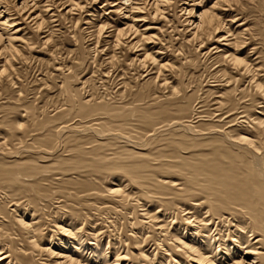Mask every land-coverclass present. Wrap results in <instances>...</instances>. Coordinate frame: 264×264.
<instances>
[{
	"label": "bare ground",
	"instance_id": "obj_1",
	"mask_svg": "<svg viewBox=\"0 0 264 264\" xmlns=\"http://www.w3.org/2000/svg\"><path fill=\"white\" fill-rule=\"evenodd\" d=\"M101 1L0 0V264H83L77 250L95 221L126 248L112 264H264V44L244 52L249 29H233L231 15L242 0L210 8L184 0L186 42L223 66L208 90L190 91L189 83L170 87L165 54L150 47L148 25L167 18L171 1ZM91 5L100 16L110 9L106 20H123L114 29L96 25L94 61L112 28L111 48L130 57L114 53L108 63H126L122 77L136 73V86L125 78L110 99L83 98L59 66L60 104L10 99L2 85L37 50L28 28L43 54L58 46L60 20L79 29ZM50 57L45 63L56 64ZM216 94L214 112L207 100Z\"/></svg>",
	"mask_w": 264,
	"mask_h": 264
},
{
	"label": "rangeland",
	"instance_id": "obj_2",
	"mask_svg": "<svg viewBox=\"0 0 264 264\" xmlns=\"http://www.w3.org/2000/svg\"><path fill=\"white\" fill-rule=\"evenodd\" d=\"M105 1L106 0H102L101 4H99V7L103 6L107 2ZM170 1L171 3L168 6L166 12L167 14L165 15L167 18L160 20L157 19V21L151 20L153 23L148 25L151 26L152 28L149 34L156 36L155 37L156 40H154L153 42L154 45L152 44L150 46L152 49L151 51L154 53H158V51L162 50L164 52L165 55L162 56L164 61L163 63H168L167 65H169V69H170V70L169 69L166 70L167 72L165 73L166 75L164 76V78L167 79L169 83H171L170 87L177 86L180 88L183 85V87L186 88L185 86L189 85L188 87L190 91V87L199 88L202 86V88L204 87L205 90H208L211 85L215 84L212 83L215 80L213 78L214 76H212L213 73L216 74L218 71H220L223 68V66L220 67L221 69L220 68L216 69L217 68L216 64L206 63L207 60L205 61V59L200 58L199 54L196 53V49L194 48L195 46L186 42L189 39L188 38L189 33L186 31L187 27H185V24L183 22L185 17L184 15H182L183 13L181 12L182 7H184L183 6L184 0H170ZM215 2L216 0H205L206 8H210L211 6H213ZM263 3L264 0L261 1L242 0V3H238L233 7V11L231 15L237 19L233 29L234 28L237 29L238 27L243 25L242 30L247 28V30L249 29L250 31V32L247 31L248 34L247 39H250L251 41L249 42L251 43L247 47L248 49L246 48V50H244L245 53L247 52L250 53L251 51H253L254 48H259V46L261 50V46H263L262 44H264V32H263L264 12L261 6V4ZM91 6H88V8H86L87 11L81 15L82 21L80 22L79 29L74 28L72 21L69 20L65 21L64 19L60 20L62 24L61 25L62 30L61 32L59 31V34L57 35L58 37H56L58 46L52 47L54 49L50 48V51L49 48L45 49L44 53L46 54V56L44 53L43 54L42 52L40 53L41 47L39 48L40 40L38 37V33L34 32L32 28L30 29L28 28L27 32L28 31L30 32V34L34 38V41L37 43L36 44L37 50H35V52L33 53L25 52L24 53L26 58L25 63H23L22 65L21 63L19 65H16L15 68L17 69V71L14 72V74L11 77V80L10 79L7 80L4 83V85H2L8 87L9 89L8 97L10 99L13 100L21 99L23 102L32 101L35 102V105L39 107L44 105L45 101L46 102L53 101V98L56 97L54 98L53 102L56 101L55 103L60 104L61 103L60 98H62V95H60L61 91L58 88L59 85L61 86L63 77L61 78L60 75L61 73H59L58 71L57 72L54 71L57 69V67L59 68V66L65 67V68L62 67L63 68L62 71L66 69V72L64 71L65 74H68L67 70L69 69L70 74L73 76L71 80L72 82H70L71 89H74L75 91L78 90V92L80 91V93L82 91L81 96L83 98L93 95L92 93H96L97 98L106 97L110 99L111 98L110 95L116 96L119 93H122V91H124L125 78L128 79L126 80V82L127 81L132 82V84L134 83L133 86H136L135 85L136 80L134 76L136 75V73L128 71L126 72L128 73V76H125L124 78L122 77V74L124 72L123 69L125 70L128 69L127 64L126 63L124 64V62H127L126 61L127 59L125 58H129L130 56H128L129 54H126L123 51L122 53L121 51L119 53V50L115 51L111 48L112 44L110 43H112L113 39L109 38L108 36L110 35V32L113 31L111 30L112 28L111 29L108 28L109 31L107 32V34H104V36L101 37L102 42L100 41L101 43L99 44L100 46L99 45L97 46L99 47L98 50L99 53L96 52L98 53L97 54L98 61L96 60L97 58H95L94 61L93 57L96 51L95 44L97 42L96 39L97 36L95 34L96 25L99 26L103 24L105 21L107 22L109 21L108 23L114 29V27L116 26L121 27L123 20L120 19L119 16L116 17L113 14L110 15V17L112 18L111 20L110 19L106 20L109 18L107 14L110 13L111 11L110 9H107L108 7L106 8L107 9L106 13L100 16L98 12H95L93 5ZM228 20H231V18ZM160 30L163 33H161ZM60 33L62 34L60 35ZM74 34L77 35L76 38L78 39L79 43L77 41H74L76 39ZM92 34H94V36H91ZM41 36L44 37L43 35ZM107 47L109 50L107 49ZM106 49L108 52L106 51ZM179 51H181L180 54L185 58L180 56ZM207 51H208L207 49L203 50L202 54H205ZM53 52H55V56H57L56 60L59 61L58 62L56 61L55 62L56 64L54 63L48 64V62L45 63L46 60L52 59L50 55H52ZM114 53H117L123 59L124 61L123 64L108 63V58L111 57ZM182 53L183 54L185 53L186 56L183 55ZM256 57L257 56H255L253 59H255ZM79 59L81 61H79ZM186 59L189 60V62H186ZM99 60L101 62H99ZM77 61H79L80 64L75 63ZM93 61L95 62V64ZM72 66L74 69H72ZM172 70L174 71L171 72ZM139 72L140 71H138V73ZM185 74L188 75L186 76ZM184 75L186 76V78H184ZM220 75L222 77V74ZM179 79H182L181 80L182 82ZM139 80L140 82L144 81L142 78H139ZM217 80L222 81V79H217ZM84 82H86L85 87L82 85V83ZM180 83L182 85H180ZM183 83L184 84L189 83V84L188 85L186 84L184 86ZM183 87L182 89H184ZM19 94L21 97L18 96ZM217 97H220V94L213 95L209 99L207 98L208 99L207 107L208 109H211L214 112L216 111L215 103L219 100ZM147 209L148 208H141L139 214L141 215L146 214ZM153 210L155 209L153 208ZM154 214L155 212L152 211L151 215ZM159 221H162V218ZM84 235H85L84 239L85 241H87L86 245L84 247L79 248V250H77V255L83 264H112L114 263L116 259V255L118 254L117 250L119 249L121 253L126 250L124 246L118 245L119 243L118 237H115L114 233H112L107 227H105L104 225H102L97 221L93 222V224L90 225L89 227L88 226L86 227V233H84ZM96 245H97V249L95 248ZM145 251H147L146 253L150 255L152 254L153 249L148 248L145 249ZM120 264H132V263L128 260V261H123Z\"/></svg>",
	"mask_w": 264,
	"mask_h": 264
}]
</instances>
